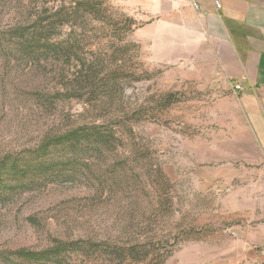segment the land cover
I'll return each mask as SVG.
<instances>
[{"label": "rangeland", "instance_id": "1", "mask_svg": "<svg viewBox=\"0 0 264 264\" xmlns=\"http://www.w3.org/2000/svg\"><path fill=\"white\" fill-rule=\"evenodd\" d=\"M161 2L0 0V31L60 12L66 47L39 60L0 50V158L85 123L120 141L76 182L0 201V264H40L15 251L59 242L81 246L59 264H251L241 92L184 57Z\"/></svg>", "mask_w": 264, "mask_h": 264}, {"label": "crops", "instance_id": "2", "mask_svg": "<svg viewBox=\"0 0 264 264\" xmlns=\"http://www.w3.org/2000/svg\"><path fill=\"white\" fill-rule=\"evenodd\" d=\"M158 11L157 21L184 41V57L209 73L212 87L240 86L251 130L247 257L251 264H264V0H162ZM197 42L199 59L192 50Z\"/></svg>", "mask_w": 264, "mask_h": 264}, {"label": "trees", "instance_id": "3", "mask_svg": "<svg viewBox=\"0 0 264 264\" xmlns=\"http://www.w3.org/2000/svg\"><path fill=\"white\" fill-rule=\"evenodd\" d=\"M60 16L55 12L46 19L18 23L0 31V50L32 60L58 56L66 48L53 39L62 24ZM119 144L116 129L107 123H85L49 133L37 146L0 158V201L76 182L82 175L87 176L93 162L104 160ZM78 248L81 246L76 242H59L52 248L20 249L15 254L33 263L59 264L65 251Z\"/></svg>", "mask_w": 264, "mask_h": 264}, {"label": "built area", "instance_id": "4", "mask_svg": "<svg viewBox=\"0 0 264 264\" xmlns=\"http://www.w3.org/2000/svg\"><path fill=\"white\" fill-rule=\"evenodd\" d=\"M236 88H238V89H239V88H240V86H239V85H237V87H236Z\"/></svg>", "mask_w": 264, "mask_h": 264}]
</instances>
